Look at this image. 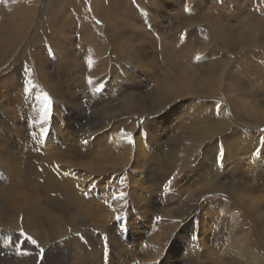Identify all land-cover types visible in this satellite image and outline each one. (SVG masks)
<instances>
[{"label": "rangeland", "instance_id": "obj_1", "mask_svg": "<svg viewBox=\"0 0 264 264\" xmlns=\"http://www.w3.org/2000/svg\"><path fill=\"white\" fill-rule=\"evenodd\" d=\"M53 1L54 3L48 6L49 8H54L56 10L59 9V11L61 9H68L67 11H70V4H68V0L62 3H59V0H53ZM104 1L105 0H89V7H91L92 10L91 12H89V17L90 20L92 19L93 23L97 25V27L102 31V33L103 34L105 33L104 34L105 43L103 47L107 50V54H108L112 52L109 51L108 49L110 47L109 46L110 43L112 44L122 41L120 40L121 39L120 32L124 30L119 29V27H117L118 29L114 31L111 29L105 30L106 24L102 23L101 19H99V16H97L93 10L94 8H99L101 6V2ZM176 1L175 0H137V1L114 0L112 4L110 5L106 4V5L107 7H111L110 14L112 13L116 14L120 9L124 12V14L128 13V18H127V20L129 19L128 22L132 24L134 23L133 25H137L136 27L139 30V34L141 35L143 34L142 38L147 41V44L149 45L151 44L153 50L155 48H159V45H163V46L169 45L173 40L175 41L179 40L180 42L181 40L182 42L185 41L187 46L185 47L184 46L185 44L183 45L185 51L183 52V55H180L178 60L180 59L179 63L181 64L187 63L188 66L196 61V60H192V61L187 60L188 51H190L189 47H191L192 44L196 42L193 41L191 43L190 40L192 41L195 38L199 37L200 35L204 36V31H206L205 36L210 37L211 39L210 42L213 43V40L215 41V35L213 33L211 23L212 21H214V17H217V15H219V17L221 16L220 18L222 19V22L229 24L231 27L238 26L244 15L256 14L261 16V18H264V0H176ZM154 4H156L158 7H160V9H162L161 11L162 18L160 19L162 21V25L160 28L161 30L158 29L153 30L151 29L150 26L152 22L151 9ZM126 6H133V8L131 10L129 8L128 10ZM0 8H1L0 13L2 12L0 14V40L2 39L0 41V93H1L0 94L1 96L0 97V181H1L0 185H2L0 186V192L6 191L11 195V197L14 200L17 201L20 200L21 196L22 197L24 196L27 200L28 207L30 208L29 213H33L40 222V225L36 227V229L30 230L27 227H25L22 222L19 221L22 218L21 215L17 219H15V221L1 222L3 220L0 218V249H3L4 252H7L9 250H14L17 252L18 251L17 244H21L22 246L31 245L30 243H26L24 241V238L20 236V230L23 229L27 235H31L33 238L35 237V239L37 240L38 246L35 247L37 248L38 258L40 260L43 259L45 253L49 251L52 247L78 246L81 249L87 248L88 251L92 254L90 255V257L93 259H98V256L100 255V258H102V262H103L102 264H201V263L209 264L212 261H215L216 263L218 261L219 264L220 262H223L224 264H232L233 261L228 262L226 257H229V255L232 258L234 256L237 257L238 245H236L237 244L236 239L242 240L243 236L249 234V231H251V236L255 240L249 237L248 239L250 240L251 244H253L252 245L253 250L249 253L251 257L247 259L243 264H264V250H263L264 240H262V238L258 236L260 235L259 234L260 231L258 229L259 226L256 223L257 221L255 216L251 214V211H249L247 207H244L243 204L240 203L239 201L237 202L236 198H233L231 195L226 194V198L222 199L221 197L223 193L222 195L219 193L217 195L212 194L205 196V195H200L199 192L196 191L193 195L190 196L189 195L190 192L186 190V185L184 180V177L187 174L191 173L192 170H196L200 173L201 172L200 167L202 165H205L203 162L204 159L206 158H208L207 160L208 177L210 175H215L217 180L218 181L220 180V182H223V180L226 181L227 179L234 180L233 178H236V180L238 179L244 180L247 177L248 178L247 182L251 183L253 181V182H257L259 185H263V188H261L259 192L261 195H264V184H263L264 175L262 176V179L260 177L256 179L251 174L250 169H248L247 167L240 168V166L238 165L236 166L235 170H231L234 171V174L231 177V171L229 170V167L227 166L225 159L223 158L224 149H225L223 148L224 139L219 137L218 135H214V136L207 135L206 137H204L207 138L206 142L209 143L207 147L209 149L206 152H205L206 146L204 144L200 145L199 142L193 143L194 146L196 147V152L194 153L195 156L191 157L190 162L186 163L185 165V167L187 166L186 168L183 169L184 165L182 166L176 165V162L174 166L172 165L171 170L164 167L167 166L168 164V159L163 154L164 147L169 145L173 141L177 130H179L180 128H184V126L185 128L188 127L186 125H189L188 123H190V121L188 119L185 120V118H183V116L184 117L186 116L185 112L189 111L187 110L186 107H188V109L191 107L194 108L195 105H199L198 102L200 101L190 102V98L188 99L187 96H184L176 99L172 103V105L170 104L171 102L168 103L170 105V108L165 109L164 108L165 102H167V98H166V101L164 100V103L162 104L161 107L162 110H157L156 113L154 114H150L143 110H136L132 107L131 108L122 107L120 105L119 98L117 97L118 94L117 90L116 91L111 90L110 86H108L111 83L110 81L112 74L110 73H113L112 71L108 72L109 71L108 66L109 67L111 66V68L114 67L116 69V72L113 74L116 75L117 77L123 75L124 73H126L125 71H127L122 69L121 64H124L123 68H125V66L130 67L132 70L137 71L139 74H141L142 71L132 65L131 66L127 65V63L125 62L117 64L116 66L114 63L116 57H112L113 53H111L108 55V60H107L108 65L106 64L107 67L105 65L106 69H104L105 67H103L101 71L94 73L95 76L90 75L88 70H89V61L90 59H92V57L86 54L85 48H83V50L77 49L80 46L76 44L78 43L77 41L79 39L77 38V33H79L80 31L79 29L80 27L77 26L78 24L76 22L75 24L70 23L71 25H67L64 27L63 34L66 35L64 40L67 41L69 44V46L67 45L68 54L66 53L65 60L63 62L57 64L60 61L59 59L60 55L58 54L56 49L59 48L58 42L62 43V41H61V37H59L58 35H54V34L51 35L52 32L50 31V29H48L51 26L53 17L54 18L56 17V14L55 15L53 14L51 17H49L50 15L47 14L48 12L46 13V16L44 15L46 19L43 18V23H39L38 31L36 32L35 35V37L38 36L39 37L36 40H33L31 44L30 43L28 44V37H25L21 41L22 45L20 47H19L20 44L16 46L17 44L14 43L13 49L8 53L4 54L5 52L1 50V45L7 43L5 41L4 42L2 41L8 38L9 34L6 29L11 30V26L9 25V22L4 15L5 11L1 3H0ZM235 8L238 9L239 11L234 13ZM204 14H207L206 18L204 17ZM71 16H72L71 18H74V12L71 13ZM35 18L33 19L34 25L38 23V20L36 21ZM193 28L195 29V31ZM198 30L200 31V34L198 33L199 32ZM207 31L209 32V34H207ZM30 32L31 30L28 33ZM181 33L184 35H182ZM49 39H51L52 42ZM15 46L19 48L18 51L12 56L13 52L15 51L14 50ZM103 47L99 46L98 50L101 52L104 51ZM160 52L161 51H157V49L154 50V53L151 52L155 65V68L153 70L156 71V75L166 74L164 72L165 67H168L167 69H169V67L170 69L178 67L177 65L174 64L173 61L166 59V57L164 56L165 54H163L165 51L161 53ZM190 53L191 52H189V54ZM193 53L194 52H192V54ZM203 53H201V57L206 56L207 52H203ZM38 57L40 58V62H41V58L46 60L44 62V68L45 71L48 73V78L45 80V82L38 74L39 72L36 65L37 62L39 61ZM220 57L228 61H236L237 59L239 61L240 59H242L241 56H232V54L226 51H221ZM117 60L118 59H116V62ZM258 61L259 60L257 58H253V62H255L259 67L257 68V70H254L253 72H251L250 69L242 70L241 67H243L244 65L241 67H239V65H236L234 68L235 69L234 73L236 74L235 76L238 79H241L242 84H244L245 87L251 88V90H255V92L258 93V95L256 96H250V99L255 98L258 100H263L264 75L262 74L261 71L262 67L258 63ZM192 66L194 65L192 64ZM34 67L35 69L33 70ZM87 77L91 78V83H89V79L87 80ZM82 79L84 80L86 79L87 80L86 83H89L91 86L89 88L82 86L80 83ZM142 80H144L143 82L144 87L142 91L147 90L149 92L150 89H153L152 91L151 90L150 91L153 92L152 94H154L155 93L154 90L157 88L156 87L157 81H154V79H150L148 82L145 81V79ZM153 84H155V86ZM25 89H27V91ZM42 92L44 95L42 94ZM46 95L48 97L47 120L44 118V113H43L46 107L45 104ZM152 104L154 105V107H156L155 102H152ZM152 104L150 105L152 106ZM3 107H5L6 109ZM181 107L183 109H181ZM231 112L234 114L233 109L231 110ZM177 113H182L180 115L182 121L181 122L182 125L180 127H177L176 124H174L175 123L174 119L176 118ZM239 113L240 112L234 115L235 118L234 117L232 118H234V122L235 119L237 118L236 121L238 123L243 124L246 118L242 117L241 113L240 114ZM145 114L146 115L148 114V116H145ZM172 117L174 119H172ZM103 121H106L107 123H109V125H106L105 127L103 126L104 129H101L99 132L90 134L92 125L98 124V122L102 123ZM246 122L247 123H244L245 125H250L252 127L254 126L252 120H248ZM55 124L56 126H53ZM241 124L239 125L242 131H244L243 128L245 127H242ZM173 126L177 128L175 129ZM42 129L44 130L43 132ZM160 130L162 133L160 132ZM258 130L259 132H264V125L261 126V128L258 127ZM115 131L118 134H116ZM108 132H110V136ZM128 134H130L131 136V142H129L128 139L126 138ZM100 136H102V138ZM82 138L85 139L82 140ZM263 138L264 137L261 136V141H263ZM108 140L110 141V143ZM85 141H87V143H84ZM152 141L153 142L156 141V142L151 143ZM53 143L54 145H52ZM115 145L117 146V148ZM54 146L56 147L54 148ZM142 147L143 149L146 148L145 150L148 153L145 154L144 157L145 159L143 162L144 168L142 167V169H140L133 165L134 163L133 159L135 153L137 154V150ZM154 147L158 148L157 156H153L155 150L152 148ZM237 148L241 149L240 146H238ZM109 152L112 153L110 154ZM102 153L103 154L108 153L107 154L108 156L106 154L102 155ZM204 153L206 154L204 155ZM69 154L71 157L69 156ZM21 155L24 156L22 157ZM111 157L113 158L111 159ZM73 158L74 160H72ZM105 158H107V160H105ZM112 160H115V162L114 161L112 162ZM58 161L60 163H58ZM201 162L202 164H200ZM60 165L63 169L60 167ZM139 171L142 174L141 173L138 174ZM73 178L76 180H74ZM139 178L140 180L145 181L144 183L146 186L149 187L150 185H152V187L157 188V190L151 191L148 190L147 187H145L146 190L144 188H140L139 185L134 183V180H139ZM95 179L98 180L96 181ZM169 180H171L170 184L168 183ZM101 184L103 186H99ZM154 184L155 186H153ZM189 185L194 186L196 185V183L195 181H191ZM196 186L200 187V184H197ZM196 186H194V189L196 188ZM133 187H135V189L137 190L141 189L143 190L144 193H146L144 194L143 201L140 203V205L138 204L135 205L136 204L134 202L135 196L134 194L132 195ZM103 190L105 192H103ZM34 191L37 192L35 199L39 200L43 205V208L41 209L36 207V204L34 203V200L32 198H29V195H31ZM121 193H123L124 195L121 196L120 195ZM185 198H190V202H187V206H183V201ZM220 199L224 200L223 203L225 205L224 208L218 205V201ZM75 200H77L78 202ZM111 201L113 203V207H110L112 206ZM210 201L211 204H209ZM87 202L90 204H88ZM93 203L95 204L98 203L97 205L101 209L102 213L106 216L105 220L96 222L92 219L83 217L81 211H83V209L85 208L84 206H87L86 207L87 210L90 209L93 211V209H91V207L88 206V205H92ZM189 203L191 205H189ZM226 203L229 204L226 205ZM143 209L146 210L147 215L144 214L146 217L143 218L144 220L143 222H141L140 220H142V217L144 216L142 212ZM213 212L216 214L214 215ZM223 212L224 213L226 212L225 215ZM221 214H223V216ZM233 214L236 216H234ZM87 216L93 218V215L91 216L88 212H87ZM158 216L161 218L160 220L156 219V217ZM224 216H228V219H226L227 217ZM117 217H119V219H117ZM239 220H241V222L243 221L244 226H242L243 224H241V222L239 224ZM206 226L209 227L211 226L210 227L211 231L210 234L207 236L208 238L205 239V241H202L201 233L203 228L204 227L206 228ZM206 230L208 231L209 229L206 228ZM229 231L230 233H227ZM164 232H167L166 234H169L168 243H163L162 246L159 247L155 243H154L155 245H153L152 243L147 244L146 241L149 238L151 239L153 238V236H151L152 234L154 235V237H158L159 235H163L162 233ZM211 232L213 234H211ZM242 233L243 235L240 236V234ZM57 235L59 236L57 237ZM134 240L135 243L131 244V242H134ZM105 242H107L108 245L106 251L104 248ZM259 242H261L262 244L261 243L259 244ZM136 244L139 245V247H145L144 252L147 255H143L141 251L138 252L135 251L133 247L136 246ZM255 245H257V247ZM39 248L44 249L43 254L39 252ZM233 254L235 255L233 256ZM155 256L157 258H155ZM213 257L215 258V260ZM2 259H4V257L0 258V264H2Z\"/></svg>", "mask_w": 264, "mask_h": 264}, {"label": "bare ground", "instance_id": "obj_2", "mask_svg": "<svg viewBox=\"0 0 264 264\" xmlns=\"http://www.w3.org/2000/svg\"><path fill=\"white\" fill-rule=\"evenodd\" d=\"M66 0H59V3L65 2ZM137 1V0H136ZM176 1V0H175ZM114 2V0H105L104 2H101V6L99 8H94V13L99 16V19H101L102 23L106 24L105 30H116L123 29L124 31L120 32L122 41L116 42V43H110V47L108 48L109 51H112V57H116L114 60L115 65L120 63H127L129 66H134L141 70V74H139L137 71L132 70L130 67L125 66L124 64H121L122 69L127 70L125 71L123 75H120L117 77L113 73L116 72V69L114 67L111 68V66H108V72L111 75V83L108 85L110 86L111 90H117V97L119 98L120 105L122 107H129L134 108L136 110H143L145 112H148L150 114L156 113L157 110H162V104L165 102V109H169L170 103H172L181 97L187 96V98H190L191 101H200L198 102L199 105H195L194 108L191 107L185 112V117L183 118L188 119L190 123L187 128H180L176 131L175 138L173 141L164 147L163 154L168 159V164L166 167L167 169H172V165L174 166L175 162L176 165L182 166L184 165L183 169L186 168V163L190 162L191 157L195 156L194 153L196 152V147L193 143L199 142L200 145H205V152L208 151L209 143L206 142L207 135H218L219 137L224 139V159L229 167V170H235L236 166H240V168H248L251 170V174L254 178H261L264 175V138L263 141H261V136L264 137V132H259L258 127L261 128V126L264 125V99L258 100L255 98L250 99V96H256L258 95L255 90H251V88L245 87L244 84H242L241 79H238L234 73L235 66L239 65V67L244 69H250L251 72L254 70H257L258 65L253 62V58H257L259 61L258 63L261 65L262 74L264 75V22L261 16L253 14V15H244L241 19L238 26L231 27L229 24L222 22V19L217 15V17H214V21H212V29L213 33L215 35V41L213 40V43L210 42V37H206L204 31V36L198 35L199 37L195 38L194 40H190L192 43L193 41H196L194 44H192L191 47H189L188 51V57L187 60H196L194 63H191V65H187V63H179L178 58L180 55H183V52L185 51L184 46L186 47L185 41L181 42L179 40L175 41L173 40L169 45H159V48L157 51H165L163 54L166 57V59L173 61L175 65L178 67L167 69L168 67H165V73L157 74L156 71L153 70L155 68L153 56L151 55V52L154 53L153 48L151 47V44H147V41L142 38V35L139 34V30L137 29V25H133L132 23L128 22V13H125L120 9L118 12L112 13L111 7H107L106 4L110 5ZM177 2V1H176ZM0 3L2 7L4 8V15L7 18L9 25L11 26V30H7L9 36L7 39L3 40L2 42H7L6 44L1 45V50L5 52L4 54L8 53L13 49L14 43H16L19 47L22 45V40L25 37H28V44L32 43L33 40H36L38 37H35L36 32L38 31L39 23H43L44 15L46 16V13L49 14L51 17L53 14H56V17L52 19L50 31L54 35H58L61 37V42H58V47L56 51L60 55V61L57 64H60L65 60L66 53L68 52L67 45L69 46L68 42L65 41V34L64 27L67 25H71L70 23L75 22L78 24L80 31L77 33L78 39V45L79 50H83L85 48L86 54L92 57L90 59L91 65H89V74L94 75V73L101 71L103 67L107 64L108 55L107 50L103 47L105 43V36L102 33V31L90 20L89 12H91V7H89V0H68V4H70V11H67L68 9H54L49 8L48 6L50 4H53V0H0ZM178 3V2H177ZM148 4V3H147ZM146 5V4H145ZM174 5V4H173ZM94 6V5H93ZM160 6V5H159ZM129 10L133 8V6H126ZM178 7V6H177ZM1 9V8H0ZM136 9V8H134ZM147 9V8H146ZM180 10V9H179ZM162 9L158 7L156 4L152 6L151 9V15H152V22L150 24L151 29L155 30H161L162 21L160 20L162 18ZM182 11V10H181ZM207 11V10H206ZM238 9H234V13L238 12ZM74 12V18H71V13ZM114 12V11H113ZM2 13V12H1ZM0 13V14H1ZM93 13V12H92ZM140 13V12H139ZM147 13V12H146ZM184 13V12H183ZM215 13V12H213ZM118 15V16H117ZM139 15V14H138ZM80 16V17H77ZM198 16V15H197ZM207 14H204V17L206 18ZM212 16V13H211ZM216 16V14H215ZM242 16V15H240ZM36 17V18H35ZM136 17V16H135ZM134 17V18H135ZM38 20V23L34 25L33 19ZM149 18V17H148ZM224 18V17H223ZM5 19V18H4ZM50 19V18H49ZM80 19V20H79ZM146 19V18H144ZM77 20V21H75ZM142 20V19H141ZM190 20V19H189ZM185 21V20H183ZM194 21V19H193ZM4 22V21H3ZM198 22V21H197ZM68 23V24H67ZM141 23V22H140ZM148 23V21H147ZM196 23V22H195ZM7 24V23H6ZM38 24V25H37ZM34 26V27H33ZM148 26V25H147ZM183 26V25H182ZM6 27V26H5ZM9 27V26H8ZM140 27V26H139ZM149 27V26H148ZM193 27V26H192ZM195 28V27H194ZM193 28V29H194ZM203 28V27H202ZM197 29V28H196ZM201 29V28H200ZM205 29V28H204ZM31 30L30 33H28ZM144 31V30H143ZM193 31V30H192ZM195 31V29H194ZM199 31V30H198ZM105 32V31H104ZM114 33V32H113ZM200 34V31L198 32ZM164 34V33H163ZM162 34V35H163ZM176 34V33H175ZM182 34V33H181ZM207 34L209 32L207 31ZM34 35V36H33ZM38 35V34H37ZM112 35V33H111ZM109 35V36H111ZM171 35V34H170ZM184 35V34H182ZM191 35V34H190ZM42 36V35H41ZM76 36V35H75ZM158 36V35H157ZM164 36V35H163ZM192 36V35H191ZM43 37V36H42ZM51 37V36H50ZM145 37V36H144ZM150 37V36H149ZM169 37V36H168ZM153 38V37H152ZM192 38V37H191ZM45 39V38H44ZM54 39V38H53ZM185 39V38H184ZM2 40V39H1ZM0 40V41H1ZM51 40V39H49ZM73 40V39H72ZM113 40V39H112ZM149 40V39H148ZM151 40V39H150ZM146 41V42H145ZM52 42V40H51ZM57 42V41H54ZM187 42V41H186ZM24 44V43H23ZM27 44V45H28ZM62 44V45H61ZM74 44V43H71ZM70 44V45H71ZM185 44V45H184ZM39 45V44H38ZM61 45V46H60ZM148 45V46H147ZM154 45V43H153ZM184 45V46H183ZM15 46V48H17ZM25 46V45H23ZM29 46V45H28ZM99 46H102L104 48V51H99ZM156 46V45H155ZM18 47V48H19ZM166 47V48H165ZM12 54V56L18 51V48L15 49ZM151 48V49H148ZM28 49V48H27ZM84 50V51H85ZM163 50V51H162ZM193 50V51H192ZM45 51V50H44ZM221 51H226L232 56H241L242 59L238 61H228L224 60L220 57ZM52 52V51H51ZM101 52V53H100ZM160 52V53H161ZM189 52H191L189 54ZM192 52H194L192 54ZM207 52L206 56L201 57V53ZM159 53V54H160ZM68 54V53H67ZM82 54V53H81ZM204 54V53H203ZM157 55V53H156ZM11 56V57H12ZM155 56V54H154ZM159 56V55H158ZM88 57V56H87ZM185 57V58H186ZM39 61L37 62V69L38 74L42 78V80L45 82V80L48 78V73L45 71L44 68V60L38 57ZM183 59V58H182ZM26 60V59H25ZM69 60V59H67ZM11 61V60H10ZM28 61V60H27ZM110 61V60H109ZM6 62V61H5ZM36 62V61H35ZM181 62V61H180ZM11 63V62H10ZM35 64V63H34ZM192 64L194 66H192ZM20 65V64H19ZM76 65V64H75ZM83 65V64H82ZM108 65V64H107ZM106 65V67H107ZM114 65V64H113ZM172 65V64H171ZM53 66V65H52ZM192 66V67H191ZM63 67V66H62ZM65 67V66H64ZM106 67L104 69H106ZM120 67V66H119ZM164 67V66H163ZM52 68V67H51ZM128 68V69H127ZM161 68V67H160ZM240 68V69H241ZM35 67L33 68V70ZM85 69V68H84ZM87 69V68H86ZM70 70V69H69ZM121 70V69H120ZM13 71V70H12ZM260 71V73H261ZM104 72V71H103ZM101 72V73H103ZM68 73V72H67ZM33 74V73H32ZM73 74V73H72ZM100 74V73H99ZM119 74V73H118ZM13 75V74H12ZM98 75V74H97ZM7 76V75H6ZM33 76V75H32ZM89 76V75H87ZM95 76V75H94ZM3 77V76H1ZM5 77V76H4ZM60 77V76H59ZM108 77V76H107ZM237 79H236V78ZM17 78V77H16ZM40 78V79H41ZM66 78V77H65ZM85 78V77H84ZM109 78V77H108ZM89 77H87V80ZM96 79V78H95ZM149 81L150 79H154V81H157L156 89L153 92H151L153 89H150L149 92L147 90L142 91L143 89V82ZM9 80V79H8ZM11 80V79H10ZM18 80V79H17ZM52 80V79H51ZM86 80V79H85ZM82 79L80 81L81 85L89 88L91 85L89 83H86ZM104 80V79H103ZM47 82V81H46ZM264 82V80H263ZM11 83V82H10ZM9 83V84H10ZM64 83V82H63ZM105 83V82H104ZM107 83V82H106ZM156 83V82H154ZM2 84V83H1ZM93 84V83H92ZM246 84V83H245ZM7 85V84H6ZM20 85V84H19ZM147 85V83H146ZM155 86V84H153ZM39 86V85H38ZM149 86V84H148ZM98 87V86H97ZM10 88V87H9ZM13 88V87H12ZM51 88V87H50ZM94 88V86H93ZM109 88V87H108ZM154 88V87H153ZM3 89V88H2ZM15 89V88H14ZM147 89V87H146ZM57 90V89H56ZM14 91V90H12ZM58 91V90H57ZM59 92V91H58ZM65 93V92H64ZM89 93V92H88ZM96 93V92H95ZM1 94V93H0ZM43 94V92H42ZM59 94V93H58ZM101 94V93H100ZM11 95V94H10ZM44 95V94H43ZM29 96V95H28ZM47 96V95H46ZM116 96V95H115ZM1 97V96H0ZM45 97V96H44ZM90 97V96H88ZM107 97V96H106ZM105 97V98H106ZM111 97V96H109ZM102 98V97H101ZM113 98V97H112ZM194 98V99H193ZM107 99V98H106ZM12 100V99H9ZM14 100V99H13ZM115 100V99H114ZM2 101V100H1ZM5 101V100H4ZM44 101V100H43ZM98 101V100H97ZM112 101V100H111ZM50 102V101H49ZM93 102V101H92ZM95 102V101H94ZM116 102V101H115ZM152 102H155L156 107L152 104ZM181 102V101H180ZM185 102V101H184ZM195 102V103H196ZM70 103V102H69ZM91 103V102H90ZM118 103V102H117ZM187 103V102H186ZM92 104V103H91ZM152 104V106L150 105ZM18 105V104H17ZM69 105V104H68ZM105 105V104H104ZM168 105V106H167ZM189 105V104H188ZM57 106V105H56ZM176 106V104H175ZM187 106V104H186ZM6 107V106H5ZM3 107V108H5ZM42 107V106H41ZM48 107V106H47ZM83 107V106H81ZM94 107V106H93ZM179 107V106H178ZM43 108V107H42ZM70 108V107H69ZM102 108V107H101ZM163 108V109H164ZM180 108V107H179ZM6 109V108H5ZM53 109V107H52ZM82 109V108H81ZM93 109V108H92ZM98 109V108H97ZM127 109V108H126ZM181 109H183L181 107ZM233 109L234 114L231 112ZM131 110V109H130ZM192 110V111H191ZM239 110V111H238ZM112 111V110H111ZM66 112V111H65ZM179 112V111H178ZM184 112V111H182ZM238 112L241 113L242 117H245V122L248 120H252L254 123V126L245 125L244 123H238L234 118ZM13 113V112H12ZM44 113V112H43ZM85 113V112H84ZM158 113V112H157ZM239 113V114H240ZM106 114V113H105ZM182 113H177L176 118L172 119L175 120V123L177 127H180L181 124V118L180 115ZM21 115V114H20ZM52 115V114H51ZM56 115V114H55ZM103 115V114H102ZM172 115V114H170ZM53 116V115H52ZM62 116V115H61ZM87 116V115H86ZM104 116V115H103ZM107 116V115H106ZM145 116H148V114ZM166 116V115H165ZM79 117V116H78ZM81 117V116H80ZM95 117V116H94ZM110 117V115H109ZM114 117V116H113ZM175 117V116H174ZM234 117V118H232ZM237 117V116H236ZM4 118V117H3ZM37 118V117H36ZM64 118V117H63ZM104 118V117H103ZM140 118V117H139ZM162 118V117H161ZM160 118V119H161ZM2 119V118H1ZM72 119V118H71ZM70 119V120H71ZM116 119V118H115ZM164 119V118H163ZM47 120V119H46ZM58 120V119H57ZM78 120V119H77ZM100 120V119H99ZM107 120V119H106ZM171 120V119H170ZM173 120V121H174ZM17 121V120H16ZM20 121V120H19ZM44 121V120H43ZM42 121V122H43ZM84 121V120H83ZM114 121V120H113ZM144 121V120H143ZM184 121V120H183ZM18 122V121H17ZM41 122V123H42ZM96 122V121H95ZM150 122V121H149ZM10 123V122H9ZM70 123V122H69ZM124 123V122H123ZM137 123V122H136ZM186 123V122H185ZM13 124V123H12ZM22 124V123H21ZM38 124V123H37ZM57 124V123H56ZM53 125V126H56ZM118 124V123H117ZM142 124V123H141ZM152 124V123H151ZM155 124V123H154ZM243 128L244 131H242L240 125ZM60 125V124H59ZM63 125V124H62ZM106 125H109L106 121H103L102 123L98 122V124H94L91 127L90 134L99 132L101 129H104ZM131 125V124H130ZM157 125V124H156ZM184 125V123H183ZM7 126V125H6ZM64 126V125H63ZM69 126V125H68ZM112 126V125H111ZM136 126V125H135ZM249 126V127H248ZM124 127V126H123ZM122 127V128H123ZM158 127V126H157ZM174 127V126H173ZM176 127V128H177ZM3 128V127H2ZM11 128V127H10ZM87 128V127H86ZM175 128V127H174ZM175 128V129H176ZM7 129V128H6ZM17 129V128H16ZM57 129V128H55ZM59 129V128H58ZM110 129V128H107ZM172 129V128H171ZM170 129V130H171ZM30 130V129H29ZM145 130V129H144ZM18 131V130H17ZM60 131V130H58ZM158 131V130H157ZM84 132V131H83ZM161 132V130H160ZM109 136H110V132ZM116 133V131H115ZM121 133V132H120ZM147 133V132H146ZM162 133V132H161ZM112 134V133H111ZM118 134V133H116ZM65 135V134H64ZM80 135V134H79ZM114 135V134H113ZM168 135V134H167ZM41 136V135H40ZM93 136V135H92ZM112 136V135H111ZM120 136V135H119ZM136 136V135H135ZM5 137V136H4ZM51 137V136H50ZM102 138V136H100ZM124 137V136H123ZM169 137V136H168ZM171 137V136H170ZM97 138V137H96ZM109 138V137H107ZM4 139V138H3ZM70 139V137H69ZM72 139V138H71ZM85 139V138H84ZM82 138V140H84ZM91 139V138H90ZM112 139V137H111ZM122 139V138H121ZM162 139V138H161ZM5 140V139H4ZM8 140V139H7ZM49 140V139H48ZM73 140V139H72ZM81 140V139H80ZM219 140V139H218ZM42 141V140H41ZM54 141V140H53ZM79 141V140H78ZM109 141V140H108ZM114 141V140H112ZM129 141V140H128ZM45 142V141H44ZM67 142V141H65ZM71 142V141H70ZM138 142V141H137ZM156 142V141H155ZM151 142V143H155ZM222 142V143H223ZM46 143V142H45ZM110 143V141H109ZM115 143V142H114ZM141 143V142H140ZM214 143V142H213ZM217 143V142H216ZM14 144V143H13ZM16 144V143H15ZM72 144V143H70ZM80 144V143H79ZM118 144V143H117ZM133 144V143H132ZM139 144V143H138ZM5 145V144H4ZM54 145V143L52 144ZM75 145V144H74ZM87 145V144H86ZM111 145V144H110ZM129 145V144H128ZM143 145V144H142ZM219 145V144H218ZM222 145V144H221ZM220 145V146H221ZM263 145V146H262ZM49 146V145H48ZM79 146V145H78ZM96 146V145H95ZM104 146V145H103ZM107 146V145H106ZM116 146V145H115ZM146 146V145H145ZM240 146L241 149H238L237 147ZM50 147V146H49ZM56 146H54L55 148ZM59 147V146H58ZM63 147V146H62ZM70 147V146H69ZM114 147V146H113ZM134 147V146H133ZM149 147V146H148ZM105 148V147H104ZM117 148V146H116ZM124 148V147H123ZM126 148V147H125ZM161 148V147H160ZM199 148V147H198ZM219 148V147H218ZM4 149V148H3ZM44 149V148H43ZM58 149V148H56ZM74 149V148H73ZM83 149V148H82ZM87 149V148H85ZM107 149V148H106ZM119 149V147H118ZM127 149V148H126ZM131 149V148H130ZM146 149V148H145ZM142 148H139L137 150V154L134 155V163L133 165L135 167H138L142 169L144 157L145 154L148 152ZM155 150L153 156H157L158 148L154 147L152 148ZM201 149V148H200ZM48 150V149H47ZM95 150V148H94ZM108 150V149H107ZM129 150V149H128ZM92 151V150H91ZM103 151V150H102ZM162 151V150H161ZM201 151V150H200ZM214 151V150H213ZM4 152V151H3ZM62 152V151H61ZM81 152V151H79ZM151 152V151H150ZM149 152V153H150ZM20 153V152H19ZM24 153V152H23ZM110 153V152H109ZM112 153V152H111ZM110 153V154H111ZM121 153V151H120ZM198 153V152H197ZM36 154V153H35ZM97 154V152H96ZM99 154V153H98ZM106 154V153H104ZM102 153V155H104ZM108 154V153H107ZM106 154V155H107ZM115 154V151H114ZM199 154V153H198ZM197 154V155H198ZM206 153H204L205 155ZM190 155V156H189ZM22 156V155H21ZM24 156V155H23ZM22 156V157H23ZM70 156V154H69ZM97 156V155H96ZM108 156V155H107ZM127 156V155H125ZM189 156V157H188ZM201 156V155H200ZM42 157V156H41ZM71 157V156H70ZM104 157V156H103ZM114 157V156H113ZM111 157V159L113 158ZM119 157V156H118ZM121 157V156H120ZM26 158V157H25ZM51 158V157H50ZM108 158V157H107ZM105 158V160H107ZM125 158V157H124ZM211 158V157H210ZM42 159V158H41ZM45 159V158H44ZM82 159V158H81ZM110 159V160H111ZM165 159V158H164ZM2 160V159H1ZM38 160V159H37ZM74 160V158L72 159ZM79 160V159H78ZM98 160V159H97ZM117 160V159H116ZM126 160V159H125ZM128 160V159H127ZM155 160V159H154ZM207 160L208 158L204 159V164L202 165L201 172L199 173L196 170H192L191 173L187 174L184 177L186 190L190 192V196L193 195L196 191L199 192L200 195H217L221 194L222 199L226 198L227 195H231L233 198H236V201L243 204L244 207H247L249 211H251V214H253L256 218V223L259 226V234L258 235L262 240H264V195H261L260 189L263 188V185H259L257 182H247V177L242 180L236 178H233L234 180L227 179L226 181L223 180V182L218 181L215 175H210L208 177V168H207ZM219 160V159H218ZM47 161V160H46ZM55 161V160H54ZM115 162V160H112V162ZM122 161V160H121ZM152 161V160H151ZM223 161V160H222ZM20 162V161H19ZM43 162V161H42ZM105 162V161H104ZM127 162V161H124ZM148 162V161H147ZM32 163V162H31ZM39 163V162H37ZM44 163V162H43ZM58 163H60L58 161ZM92 163V162H91ZM117 163V162H116ZM155 164V161H154ZM153 164V166H154ZM197 164V163H196ZM202 164V162L200 163ZM223 164V163H222ZM11 165V163H10ZM18 165V164H17ZM42 165V164H41ZM62 165V164H61ZM60 165V167H61ZM78 165V164H77ZM117 165V164H116ZM164 165V164H163ZM111 166V165H110ZM146 166V165H145ZM151 166V165H150ZM21 167V166H19ZM115 167V166H114ZM126 167V166H125ZM9 168V167H8ZM26 168V167H25ZM62 168V167H61ZM71 168V167H70ZM128 168V167H127ZM130 168V167H129ZM144 168V167H143ZM151 168V167H150ZM196 168V167H195ZM199 168V169H200ZM215 168V167H214ZM13 169V168H12ZM16 169V168H15ZM23 169V168H22ZM59 169V168H58ZM63 169V168H62ZM115 169V168H114ZM113 169V170H114ZM134 169V168H133ZM166 169V170H167ZM14 170V169H13ZM70 170V169H69ZM121 170V169H120ZM245 170V169H244ZM22 171V170H21ZM50 171V170H49ZM71 171V170H70ZM83 171V170H82ZM108 171V169H107ZM163 171V170H162ZM15 172V171H14ZM26 172V171H25ZM28 172V171H27ZM63 172V171H62ZM111 172V171H110ZM118 172V171H117ZM135 172V171H134ZM164 172V171H163ZM175 172V171H174ZM218 172V170H217ZM223 172V171H222ZM243 172V171H242ZM141 172L139 171L138 174ZM225 173V172H224ZM227 173V172H226ZM250 173V172H249ZM89 174V173H88ZM87 174V176H88ZM107 174V172H106ZM137 174V173H136ZM142 174V173H141ZM163 174V173H162ZM169 174V173H168ZM234 171H231V177L233 176ZM10 175V174H9ZM82 175V174H81ZM102 175V174H101ZM104 175V174H103ZM110 175V174H108ZM115 175V174H114ZM113 175V176H114ZM118 175V174H117ZM146 175V174H145ZM144 175V176H145ZM160 175V174H159ZM173 175V174H172ZM125 176V175H124ZM248 176V175H247ZM77 177V176H76ZM90 177V176H89ZM88 177V178H89ZM106 177V175H105ZM159 177V176H158ZM197 177V178H195ZM227 177V175H226ZM43 178V177H42ZM72 178V176H71ZM81 178V177H80ZM114 178V177H113ZM125 178V177H124ZM155 178V177H154ZM194 178V179H193ZM238 178V176H237ZM74 179V178H73ZM94 179V178H93ZM161 179V178H160ZM183 179V178H182ZM193 179V180H192ZM221 179V178H220ZM8 180V179H7ZM76 180V179H74ZM79 180V179H78ZM88 180V179H87ZM96 180V179H95ZM98 180V179H97ZM96 180V181H97ZM115 181V180H114ZM191 181H195L196 185L200 184L199 186H196L194 189V186L189 185ZM1 182V181H0ZM5 182V181H4ZM52 182V181H51ZM84 182V181H83ZM90 182V181H89ZM130 182V181H129ZM145 181L143 180H134V183L139 185L140 188L145 187L148 188V190H157V188L152 187L150 185L149 187L145 185ZM152 182V181H151ZM158 182V181H157ZM72 183V182H71ZM70 183V184H71ZM82 183V182H80ZM113 183V182H112ZM182 183V182H181ZM180 183V184H181ZM184 183V182H183ZM5 184V183H3ZM68 184V183H67ZM90 184V183H89ZM109 184V181H108ZM126 184V183H125ZM248 184V185H247ZM264 184V182H263ZM35 185V184H34ZM78 185V184H77ZM82 185V184H81ZM107 185V183H106ZM105 185V186H106ZM113 185V184H112ZM2 186V185H0ZM53 186V185H52ZM99 186H103L102 184ZM104 186V187H105ZM110 186V185H109ZM155 186V184L153 185ZM6 187V186H4ZM111 187V186H110ZM81 188V187H80ZM90 188V187H89ZM94 188V187H93ZM103 188V187H102ZM101 188V189H102ZM97 189V188H96ZM95 189V190H96ZM113 189V188H112ZM129 189V187H128ZM132 195L135 196V205H140V203L143 201L144 193L143 190H137L135 187L132 188ZM89 190V189H88ZM100 190V189H99ZM111 190V189H110ZM117 190V189H116ZM115 190V191H116ZM184 190V189H183ZM37 191V190H36ZM34 191L31 195H29V198H32L34 200V203L36 204L37 208H43L42 203L39 200H36L37 192ZM73 191V190H72ZM90 191V190H89ZM138 191V193H137ZM42 192V191H41ZM40 192V193H41ZM103 192H105L103 190ZM88 193V191H87ZM86 193V194H87ZM94 193V191H93ZM111 193V192H110ZM85 194V195H86ZM187 194V193H186ZM65 195V194H63ZM69 195V194H68ZM91 195V193H90ZM110 195V194H109ZM131 195V194H130ZM43 196V195H42ZM95 196V195H94ZM20 197V196H19ZM71 197V196H69ZM201 197V196H200ZM43 198V197H42ZM46 198V197H45ZM68 198V197H67ZM87 198V197H86ZM100 198V197H99ZM180 198V197H179ZM215 198V197H214ZM54 199V198H53ZM93 199V198H92ZM128 199V198H126ZM198 199V198H197ZM220 199L218 201V205L220 207H225L224 200ZM41 200V199H40ZM45 200V199H44ZM89 200V199H88ZM107 200V199H105ZM124 200V199H123ZM232 200V199H231ZM77 201V200H75ZM96 201V200H95ZM129 201V200H128ZM150 201V200H149ZM235 201V200H234ZM233 201V203H234ZM66 202V201H65ZM71 202V201H70ZM78 202V201H77ZM76 202V203H77ZM102 202V201H101ZM109 202V201H108ZM187 202H190V198H185L183 201V206H187ZM84 203V202H83ZM82 203V204H83ZM88 203V202H87ZM86 203V204H87ZM116 203V202H115ZM231 203V204H233ZM90 204V203H88ZM98 204V203H97ZM93 203L92 205H88L91 207L92 210H87V206H84L85 208L83 211H81L84 218H89L94 221H103L105 220V215L102 213L99 206ZM119 204V203H118ZM130 204V203H128ZM211 204V201L209 202ZM229 203H226L228 205ZM230 204V205H231ZM65 205V204H64ZM110 207H113V203L111 201ZM124 205V204H123ZM189 205H191L189 203ZM68 206V205H67ZM79 206V205H78ZM107 206V205H106ZM115 206V205H114ZM126 206V205H125ZM176 206V205H175ZM179 206V205H178ZM57 207V206H56ZM73 207V206H71ZM88 207V208H90ZM103 207V206H102ZM174 207V206H173ZM236 207V206H235ZM81 208V207H80ZM105 208V207H104ZM102 208V209H104ZM109 208V207H108ZM179 208V207H178ZM183 208V207H182ZM185 208V207H184ZM187 208V207H186ZM222 208V209H223ZM64 209V208H63ZM74 209V208H73ZM106 209V208H105ZM130 209V208H129ZM221 209V210H222ZM228 210V209H227ZM30 208L28 207L27 200L23 196H21L20 200H14L9 193L6 191L0 192V218L3 220L1 222L5 221H15L20 215L22 218L19 220L23 223L25 227L28 229H36L40 225V222L38 218L33 214L29 213ZM39 211V210H38ZM128 211V210H127ZM166 211V210H165ZM183 211V210H182ZM242 211V210H241ZM57 212V211H56ZM75 212V211H74ZM79 212V211H78ZM87 212L92 216L88 217ZM107 212V211H106ZM143 215L146 214V210L143 209ZM245 212V211H244ZM214 213V212H213ZM221 213V212H220ZM224 213V212H223ZM226 213V212H225ZM224 213V215H225ZM80 214V213H79ZM118 214V213H117ZM163 214V213H162ZM173 214V212H172ZM216 213H214L215 215ZM241 214V213H239ZM59 215V214H58ZM67 215V214H66ZM75 215V213H74ZM123 215V214H122ZM142 215V216H143ZM142 217L141 222H143ZM164 215V214H163ZM178 215V214H177ZM197 215V214H196ZM201 215V214H200ZM213 215V216H214ZM223 216V214H221ZM234 215V214H233ZM110 216V215H109ZM193 216V215H192ZM217 216V215H216ZM221 216V217H222ZM232 216V215H231ZM236 216V215H234ZM238 216V215H237ZM116 217V216H115ZM124 217V216H123ZM166 217V216H165ZM173 217V216H172ZM184 217V216H183ZM190 217V216H189ZM219 217V216H218ZM227 217L228 216H224ZM223 217V218H224ZM233 217V216H232ZM209 218V217H208ZM217 218V217H215ZM61 219V217H60ZM66 219V218H65ZM113 219V216H112ZM201 219V218H200ZM199 219V220H200ZM204 219V218H203ZM207 219V218H206ZM135 220V219H134ZM198 220V221H199ZM184 221V220H183ZM190 221V220H189ZM203 221V220H202ZM212 221V220H210ZM232 221V220H231ZM61 222V221H59ZM111 222V221H110ZM136 222V221H135ZM197 222V221H196ZM207 222V221H205ZM221 222V221H220ZM235 222V221H234ZM241 220H239L240 224ZM100 223V222H99ZM134 223V222H133ZM148 223V222H147ZM171 223V222H170ZM169 223V224H170ZM223 223V222H222ZM104 224V223H103ZM168 224V223H167ZM243 224V221L241 222ZM62 225V224H61ZM69 225V224H68ZM96 225V223H95ZM101 225V224H100ZM207 225V224H206ZM220 225V224H219ZM230 225V224H229ZM228 225V226H229ZM233 225V223H232ZM250 225V224H249ZM70 226V225H69ZM81 226V225H80ZM112 226V225H111ZM170 226V225H169ZM215 226V225H213ZM221 226V225H220ZM231 226V225H230ZM229 226V227H230ZM244 226V224L242 225ZM58 227V226H57ZM99 227V226H97ZM114 227V226H113ZM159 227V226H158ZM211 227V226H210ZM209 226H206L209 230L207 231L204 227L201 233V240L205 241L207 239L208 235L210 234ZM217 227V226H216ZM224 227V226H223ZM56 228V227H55ZM82 228V227H79ZM160 228V227H159ZM162 228V226H161ZM168 228V227H167ZM176 228V227H175ZM174 228V229H175ZM184 228V227H183ZM197 228V227H196ZM251 228V226H250ZM64 229V228H63ZM173 229V228H172ZM223 229V228H222ZM230 229V228H228ZM233 229V228H231ZM82 230V229H81ZM196 230V229H195ZM198 230V229H197ZM43 231V230H42ZM41 231V232H42ZM55 231V230H54ZM61 231V230H60ZM91 232V231H90ZM156 232V231H155ZM215 232V231H214ZM217 232V231H216ZM35 233V232H34ZM57 233V232H56ZM69 233V232H68ZM157 233V232H156ZM155 233V234H156ZM167 232L162 233L163 235H159L158 237L149 238L146 242L147 244L152 243L153 245L162 246L163 243H168L169 234H166ZM171 233V232H170ZM218 233V232H217ZM227 233H230L227 232ZM235 233V232H234ZM241 233V232H240ZM245 233V232H244ZM253 233V231H252ZM172 234V233H171ZM211 234H213L211 232ZM224 234V233H223ZM222 234V235H223ZM64 235V234H63ZM93 235V234H92ZM157 235V234H156ZM218 235V234H216ZM240 234V236H242ZM31 236V235H30ZM59 235H57L58 237ZM75 236V235H74ZM226 236V235H224ZM239 236V235H237ZM254 239L251 236V231H249V234H246L241 239H236V245H238L237 248V257H235L233 254V258L226 257L227 261H233L232 264H243L247 259H249L251 256L249 253L253 250V247L248 239ZM61 238V237H60ZM86 238V237H85ZM170 238V237H169ZM196 238V237H195ZM198 238V237H197ZM213 238V237H212ZM221 238V237H220ZM232 238V237H231ZM239 238V237H238ZM35 239V237H34ZM79 239V238H78ZM218 239V238H217ZM226 239V238H225ZM57 240V239H56ZM59 240V239H58ZM88 240V237H87ZM200 240V239H199ZM219 240V239H218ZM223 240V239H222ZM227 240V239H226ZM255 240V239H254ZM71 241V240H70ZM82 241V240H81ZM94 241V240H93ZM161 241V242H160ZM253 241V240H252ZM260 241V240H259ZM47 242V241H46ZM52 242V241H51ZM62 242V241H61ZM83 242V241H82ZM97 242V241H96ZM160 242V243H159ZM215 242V241H214ZM222 242V241H221ZM134 242H131V244H134ZM155 243V244H154ZM199 243V242H198ZM227 243V242H226ZM261 242H259L260 244ZM263 243V241H262ZM261 243V244H262ZM195 244V243H194ZM2 245V244H1ZM48 245V244H47ZM89 245V244H88ZM234 245V246H236ZM7 246V245H6ZM119 246V245H118ZM134 246V245H133ZM141 246V245H140ZM225 246V245H224ZM223 246V247H224ZM231 246V245H230ZM229 246V247H230ZM257 247V245H255ZM200 247V246H199ZM232 247V246H231ZM260 247V246H259ZM258 247V248H259ZM91 248V247H90ZM135 251H141L143 255H147L144 251L145 247H139V245L136 244V246L133 247ZM155 248V247H154ZM201 248V247H200ZM216 248V247H215ZM257 248V249H258ZM261 248V247H260ZM259 248V249H260ZM102 249V248H100ZM195 249V248H194ZM193 249V250H194ZM214 249V248H213ZM256 249V250H257ZM263 249V248H262ZM18 250V249H17ZM21 251H26L27 255H17V252L14 250H9L7 252H4L3 249H0V258L4 257L2 259V264H37L39 261V264H102V258H100V255L98 256V259H93L90 257L92 255L87 248L81 249L78 246H64V247H52L49 251L45 253L43 256V259L40 260L38 258V252L37 248L32 245H26L23 246ZM133 250V249H132ZM264 250V249H263ZM93 252V251H92ZM157 252V250H156ZM194 252V251H192ZM201 252V251H200ZM207 252V251H206ZM211 252V251H210ZM259 252V251H258ZM261 252V251H260ZM120 253V252H119ZM199 253V252H198ZM208 253V252H207ZM231 253V252H230ZM96 254V253H95ZM98 254V253H97ZM136 254V253H135ZM140 254V253H139ZM163 254V253H162ZM186 254V253H185ZM197 254V253H195ZM194 254V255H195ZM111 255V254H110ZM116 255V254H115ZM155 255V253H154ZM157 255V253H156ZM209 255V254H208ZM121 257V256H120ZM207 257V256H206ZM211 257V256H210ZM155 258H157L155 256ZM202 258V257H201ZM214 258V257H213ZM221 258V257H220ZM39 259V260H38ZM178 259V258H177ZM217 259V258H216ZM107 260V259H106ZM135 260V259H133ZM132 260V261H133ZM215 260V258H214ZM120 261V260H119ZM262 261V259H261ZM170 263V262H169ZM194 263V262H193ZM201 263V262H199ZM202 264V263H201ZM209 264H219L215 261L210 262ZM220 264H224L223 262H220Z\"/></svg>", "mask_w": 264, "mask_h": 264}, {"label": "snow or ice", "instance_id": "obj_3", "mask_svg": "<svg viewBox=\"0 0 264 264\" xmlns=\"http://www.w3.org/2000/svg\"><path fill=\"white\" fill-rule=\"evenodd\" d=\"M89 65H91V61H89ZM89 83H91V78H89ZM25 90L27 91V89H25ZM45 104H46V107H45V109H44V118L47 119V115H48V107H47V104H48V97H47V96L45 97ZM43 131H44V130L42 129V132H43ZM122 131H123V130H122ZM126 138L129 140V142H131V136H130V134H128ZM84 143H87V141H85ZM168 183L170 184V183H171V180H169ZM120 195L123 196L124 194L121 193ZM117 219H119V217H117ZM156 219H157V220H160L161 218L158 216V217H156ZM20 236L24 238V241H25L26 243H30V244L33 245V246H38V245H37V240L34 239L32 236L27 235V234L24 232L23 229L20 230ZM22 247H23V246H22L21 244H17V249H18V251H17V255H27V254H28L26 251H21V250H20ZM107 247H108L107 242H105V244H104L105 251L107 250ZM39 252H40L41 254H43L44 249H43V248H39ZM37 264H39V261L37 262Z\"/></svg>", "mask_w": 264, "mask_h": 264}]
</instances>
